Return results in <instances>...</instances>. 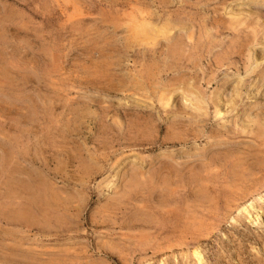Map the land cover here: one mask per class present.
<instances>
[{
    "label": "rangeland",
    "instance_id": "1",
    "mask_svg": "<svg viewBox=\"0 0 264 264\" xmlns=\"http://www.w3.org/2000/svg\"><path fill=\"white\" fill-rule=\"evenodd\" d=\"M0 264H264V0H0Z\"/></svg>",
    "mask_w": 264,
    "mask_h": 264
},
{
    "label": "bare ground",
    "instance_id": "2",
    "mask_svg": "<svg viewBox=\"0 0 264 264\" xmlns=\"http://www.w3.org/2000/svg\"><path fill=\"white\" fill-rule=\"evenodd\" d=\"M138 34V33H137Z\"/></svg>",
    "mask_w": 264,
    "mask_h": 264
}]
</instances>
